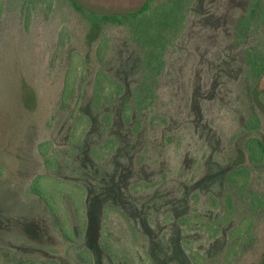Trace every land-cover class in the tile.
Instances as JSON below:
<instances>
[{
  "label": "rangeland",
  "instance_id": "1",
  "mask_svg": "<svg viewBox=\"0 0 264 264\" xmlns=\"http://www.w3.org/2000/svg\"><path fill=\"white\" fill-rule=\"evenodd\" d=\"M146 1L0 0V264H264V154L247 147L264 74L249 130L242 60L264 56V0L242 40L251 0H183L139 96L129 25L89 13ZM239 152L248 178L230 176Z\"/></svg>",
  "mask_w": 264,
  "mask_h": 264
},
{
  "label": "trees",
  "instance_id": "2",
  "mask_svg": "<svg viewBox=\"0 0 264 264\" xmlns=\"http://www.w3.org/2000/svg\"><path fill=\"white\" fill-rule=\"evenodd\" d=\"M154 0H147L141 7L134 11L120 13V14H99V13H89V17L94 23L95 28L99 27L100 22L106 20H113L116 22H126L129 25L130 31L132 32L133 38L136 41L137 47L141 52V61L143 64V83L141 85V90L136 92V95H141L143 92L147 91L149 84V79L151 78L150 72L152 71V63L158 62L159 68L157 71H161L163 65L166 64L167 57L169 54L170 45H172L174 36L169 31L171 25L174 21L178 24H184L185 21L188 22V12L189 8L186 7L183 0H166L157 5H153ZM257 0H251L247 6V11L240 18V32L238 33V39L242 40L245 36L252 18L256 14ZM187 9V10H186ZM188 39V36L185 37ZM244 58L242 59L247 64V69L245 73V78L249 82L250 79L255 76L254 84L251 85L250 98L253 105L252 113L247 120V129L253 130L260 126V116L258 111V104L256 99H259V81L264 74V56L262 57L259 53L253 50L245 49ZM126 106V120L131 121V102H127ZM44 143L40 145L41 152L47 158V152L44 149ZM247 147L251 151L252 157H261L264 154V141L260 138H250L247 141ZM243 152H239L236 157V163H234V168L230 173V176H237L239 174H245L248 178L249 169L243 164ZM48 163V160H46ZM45 177L44 175L38 176V178ZM35 180L32 183V188L34 191L38 192L42 197L47 199L40 190V186ZM255 200L258 202L259 206L264 205V197L257 194L253 195ZM51 264V262L49 263ZM53 264V263H52Z\"/></svg>",
  "mask_w": 264,
  "mask_h": 264
}]
</instances>
